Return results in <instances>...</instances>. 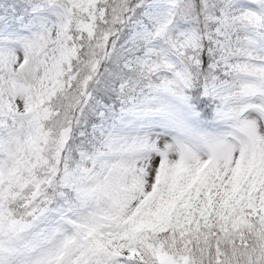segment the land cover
<instances>
[{
  "label": "snow or ice",
  "instance_id": "snow-or-ice-1",
  "mask_svg": "<svg viewBox=\"0 0 264 264\" xmlns=\"http://www.w3.org/2000/svg\"><path fill=\"white\" fill-rule=\"evenodd\" d=\"M0 264H264V0H0Z\"/></svg>",
  "mask_w": 264,
  "mask_h": 264
}]
</instances>
